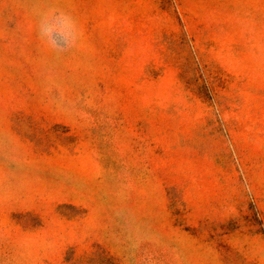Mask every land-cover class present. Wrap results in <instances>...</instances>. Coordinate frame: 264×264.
<instances>
[{
	"label": "rangeland",
	"instance_id": "rangeland-1",
	"mask_svg": "<svg viewBox=\"0 0 264 264\" xmlns=\"http://www.w3.org/2000/svg\"><path fill=\"white\" fill-rule=\"evenodd\" d=\"M0 264H264V0H0Z\"/></svg>",
	"mask_w": 264,
	"mask_h": 264
},
{
	"label": "clouds",
	"instance_id": "clouds-1",
	"mask_svg": "<svg viewBox=\"0 0 264 264\" xmlns=\"http://www.w3.org/2000/svg\"><path fill=\"white\" fill-rule=\"evenodd\" d=\"M37 36L48 48L60 54L78 45L81 32L71 14L49 8L39 14Z\"/></svg>",
	"mask_w": 264,
	"mask_h": 264
}]
</instances>
